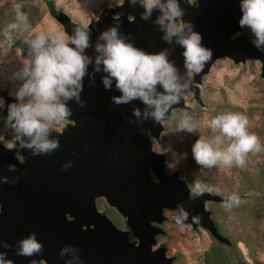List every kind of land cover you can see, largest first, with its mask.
Returning a JSON list of instances; mask_svg holds the SVG:
<instances>
[{"label": "water", "instance_id": "water-1", "mask_svg": "<svg viewBox=\"0 0 264 264\" xmlns=\"http://www.w3.org/2000/svg\"><path fill=\"white\" fill-rule=\"evenodd\" d=\"M180 4L185 10L182 19L191 22L193 30L202 35L201 43L212 50L211 60L200 73L189 77L183 48L175 37L171 42L162 38L163 31L155 23L158 9L144 20V9L138 2L123 0L87 23L89 47L84 53L93 62L83 77L80 100L84 103L75 97L65 101L71 122L62 129L51 127L49 132L58 147L50 153L33 154L17 139L11 148L0 146V253L6 264H172L173 257L166 255L165 246L152 249L155 235L164 232L152 221L166 220L164 207L176 209L180 215L182 209L188 214L185 223L204 227L221 242L229 241L207 209V201H225L227 196L216 192L190 196L187 180L177 171H166V154L153 149L152 138L160 135L173 109H190L184 98L188 92H194L201 102L202 76L218 58L229 57L236 63L259 59L264 77V45L258 48L255 37L233 36L241 29L239 0H180ZM56 19L69 34L78 22L63 10L56 12ZM113 25L146 52L166 50L180 82L189 83L160 122L144 117L146 105L139 98L114 103L112 97L121 94L115 81L106 89L102 83L106 73L95 71V44L103 43L100 33ZM21 46L27 49L22 41ZM157 90L163 91L160 85ZM10 102L15 98H6V115ZM137 108L139 117L134 115ZM9 165L15 167L10 169ZM98 197H104L128 218L138 243L131 242L127 231L100 213ZM31 233L42 243L41 251L32 256L18 255V241ZM66 246L68 251L61 255Z\"/></svg>", "mask_w": 264, "mask_h": 264}, {"label": "clouds", "instance_id": "clouds-1", "mask_svg": "<svg viewBox=\"0 0 264 264\" xmlns=\"http://www.w3.org/2000/svg\"><path fill=\"white\" fill-rule=\"evenodd\" d=\"M128 2H138L143 7L141 18L144 20L149 19L154 9L159 10L155 23L163 31L164 40L171 42L175 37L183 48L184 67L189 77L193 73H200L205 63L211 60L212 50L201 43V33L193 30L190 21L182 19L185 10L180 0ZM11 8L13 18L3 31L9 37L14 32L23 37L22 42L27 45V57L23 59V66L12 74L21 83L14 93L11 90L9 92L14 95L15 102L7 105L6 123L14 130L21 147L32 149L33 154L50 153L58 147V141L49 138L51 126L60 124L71 113L65 101L75 97L81 104L84 103L80 100L83 77L87 66L93 62L92 57L84 53L89 47V25L83 21L76 22L71 34L53 28L33 31L29 15L22 10L23 5L19 0H13ZM239 8L240 27H246L253 33V42L260 48L264 45V0H239ZM99 40L103 43L95 44V71L106 73L102 77L106 89L112 87L114 80L116 89L121 93L113 96L112 101L121 104L139 98L146 105L144 117H151L156 122L162 121L171 106L179 102L184 90L189 87L187 81L180 82L167 51L150 53L136 47L119 34L116 25L102 31ZM157 85L163 89L162 92L157 90ZM4 106V98L0 96V109ZM134 115L139 117L140 109H135ZM247 125L248 117L242 113L228 111L214 115L207 121L212 134H201L192 145L195 162L205 168L233 165L243 167L249 152L262 150L257 135L249 132ZM176 127L178 130L194 132L198 129V123L184 111ZM12 146V143L6 145L8 148ZM14 167L9 165L10 169ZM218 191V188L200 181L190 186L192 197ZM240 202L239 194L231 192L223 207L230 209ZM181 213V216L176 217L177 224L187 218L188 214L182 209ZM18 245L17 254L21 256H32L42 248L35 233L19 240ZM67 251L66 246L61 249V255ZM0 264H6L3 253H0Z\"/></svg>", "mask_w": 264, "mask_h": 264}, {"label": "rangeland", "instance_id": "rangeland-1", "mask_svg": "<svg viewBox=\"0 0 264 264\" xmlns=\"http://www.w3.org/2000/svg\"><path fill=\"white\" fill-rule=\"evenodd\" d=\"M57 2L65 4L67 12L74 20L87 24L93 20L92 18H98L104 5L116 7L123 0H57ZM47 28H53L60 32L64 30L55 18L46 16L33 31ZM15 51L0 44V86L9 87L13 93L21 81L15 80L12 74L23 66V59L27 57V54L23 57L19 54L17 58ZM261 72L262 63L259 59H247L244 62L236 63L229 57H220L202 76L201 102L196 100L194 92H188L185 99L190 109L175 108L172 111V118L164 122L165 130L160 137L159 149L167 151L171 170L180 169L181 175L186 177L190 186L193 185V182L200 181L218 188L219 191L216 193L227 196L229 186L227 183L225 184V180H227L225 169L229 167L205 168L198 165L194 158L192 159L191 151L193 143L201 134L205 136L212 134L207 127V121L222 112L231 111L246 115L248 131L257 135L262 146L261 151L247 154L243 167H235L249 170L253 174L262 170L264 166V132H260L259 129L264 130V77ZM184 111H187L198 123L196 131L188 132L177 129L176 125L180 114ZM173 113L175 114L174 118ZM65 122L67 119L61 123ZM189 154L191 157H188ZM235 175V172L231 174L233 177ZM240 185L238 184L237 187ZM246 198L242 205L243 209H240L233 218L229 216L225 221V214L219 215L221 219L219 222L223 226L222 234L237 241L235 251H232L234 259L242 257L247 264H264V201L259 204L262 214L258 217L251 209L250 202L247 201L249 198ZM210 203H213L210 205H214L213 207L219 211H225L224 201ZM211 215L214 217V212ZM115 218L118 217L115 216ZM119 221L122 222V220ZM164 227L167 229L164 240L169 247V253L177 254L175 264H205V252L218 243L203 227L196 229L181 227L172 218L164 224ZM259 236H263L262 243H257Z\"/></svg>", "mask_w": 264, "mask_h": 264}, {"label": "trees", "instance_id": "trees-1", "mask_svg": "<svg viewBox=\"0 0 264 264\" xmlns=\"http://www.w3.org/2000/svg\"><path fill=\"white\" fill-rule=\"evenodd\" d=\"M12 2L13 0H0V44H3L4 46H6L11 50L12 49L14 51L16 50L17 52L15 51V55L18 58L19 54L22 55V57L27 54V49L21 46V41L23 37L20 36L19 34H16L15 32L12 34V36L9 37L6 36L3 31L6 24L10 22L11 19L13 18V11L11 8ZM19 2L23 5L22 10L28 13L29 20L31 22V26L33 30L39 23H41V21L46 16L55 18V20L57 21L56 12L61 10L68 11L67 8H65V4L58 3L57 0H19ZM104 8H107L106 5L102 7V9ZM259 131L264 132L262 128L259 129ZM256 133L258 134L257 131ZM163 153L168 156L166 150L163 151ZM188 157H191V155L189 154ZM167 158L169 160V157ZM177 170L179 171L180 176L186 179L185 176L181 175V170L180 169ZM234 172L236 174L235 177L231 176V174ZM225 174H226L225 178L227 179L225 180V184L227 183L228 186L230 187V188L228 187V191L226 195L228 196L231 192H235L239 194L241 198V202L239 203V205L234 206L230 209L225 208V211H219L217 208L213 207L214 205H211L213 209L211 214H213V212L215 214V216L214 217L212 216V218L216 221L221 233L223 226L221 222H219L221 220L219 215L225 214V221L228 220L229 216L233 218L235 214H237L240 211V209H243L242 205H244L245 199H247L246 197H248L249 199L247 201L250 202L251 209L253 210L254 213H256L255 214L256 216L260 217L262 211L259 207V204L261 201H264V166L260 172H258L257 174H253L249 170H242L240 168L235 167V165H233L225 169ZM234 178L236 179L235 181ZM194 183L195 182H193V184ZM236 183L241 185L237 187L238 184ZM226 237H228L229 239L227 243L221 242L213 237L216 241H218V243L217 245L210 247V249L205 252L206 253L205 264H247L246 260L243 259L242 257L238 259L236 258L234 259L232 257V251H235V248L237 246V241L231 239L227 235ZM262 237L263 236H259L257 243H262L261 241ZM250 245H252V243H250ZM253 247H257V246H253Z\"/></svg>", "mask_w": 264, "mask_h": 264}, {"label": "flooded vegetation", "instance_id": "flooded-vegetation-1", "mask_svg": "<svg viewBox=\"0 0 264 264\" xmlns=\"http://www.w3.org/2000/svg\"><path fill=\"white\" fill-rule=\"evenodd\" d=\"M192 3H195V0H190ZM119 5V4H118ZM117 6V5H116ZM248 28H241L239 29L238 31H236L233 36H238V35H246L248 37V39H253V33H251L250 31L246 30ZM223 58V57H221ZM219 59V58H218ZM193 76V74L191 75ZM10 92V88L9 87H1L0 86V96H2L4 98V101L6 100L7 97L9 96H12L9 94ZM188 94V93H187ZM186 94V95H187ZM193 94V93H192ZM185 95V96H186ZM184 96V98H185ZM13 98L14 95L12 96ZM197 100V99H196ZM198 101V100H197ZM185 102H186V99H185ZM199 102V101H198ZM0 146H6L7 144L9 143H12V145L14 146V143H15V140H16V134L14 132V130L6 123V117L7 115L4 113V109H0ZM67 119V122H65L64 124L60 123L58 125H52L51 127L53 128H56V129H62L63 126L68 123V122H71V120L69 118H66ZM5 121V122H4ZM165 121H168V120H165ZM164 121V122H165ZM164 122H163V126H164V129L161 131L160 135L158 137H153L152 138V142H153V149L159 153H163V151H161L159 149V141H160V137H161V134L162 132L165 130V125H164ZM12 146V147H13ZM16 155L22 159V156L16 152ZM166 162H167V166H166V171L168 173H173L175 171H177L179 173V171L176 169V170H171L170 168V161L168 160L167 158V155H166ZM150 172L152 173L154 179L156 180V176L155 174L153 173L152 170H150ZM179 176H180V173H179ZM181 177V176H180ZM182 178V177H181ZM185 179V178H184ZM188 182V181H187ZM189 184V183H188ZM190 186V185H189ZM210 202H220V201H215V200H212V201H209V204H208V201H207V209H209L210 211H212V207L210 204H213V203H210ZM96 205H97V208L98 210L100 211V213L108 216L118 227H120L122 230L124 231H127L128 232V236H129V239L131 242L133 243H138V238L134 235L133 233V230L132 228L129 226L128 224V218L123 216L120 211L118 210V208H116L115 206H112L104 197H98L96 199ZM163 214L164 216L166 217V220H164L163 222H159V221H152V225L156 226V227H159L161 229L164 230L163 233H157L155 235V243L152 245V249L153 250H156L157 248H159L160 246H165V253L168 257H173V260H172V264H175L176 260H177V254H170V250H169V247L168 245L166 244L165 240H164V237L167 235V229L164 227V224L170 219L172 218L173 220H176V217L177 216H181L179 214V212L176 210V209H173V208H166L164 207L163 208ZM117 216L118 218L116 219L115 216ZM212 216V215H211ZM119 220H122V222H120ZM181 224L183 226H186V227H192L194 229L198 228V227H202L200 225L198 226H194L193 223L191 222H188V223H185L184 222V219H182L181 221ZM179 224V225H181ZM204 228V227H203ZM219 229V228H218ZM207 230V229H206ZM220 231V230H219ZM221 233V232H220ZM222 234V233H221Z\"/></svg>", "mask_w": 264, "mask_h": 264}]
</instances>
